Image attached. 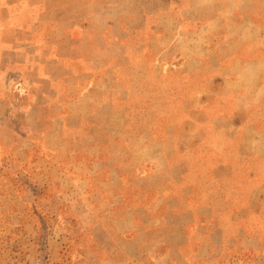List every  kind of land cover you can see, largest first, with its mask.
<instances>
[{"label": "rangeland", "instance_id": "rangeland-1", "mask_svg": "<svg viewBox=\"0 0 264 264\" xmlns=\"http://www.w3.org/2000/svg\"><path fill=\"white\" fill-rule=\"evenodd\" d=\"M222 4L0 0V264H153L158 241L183 264L180 241L158 231L126 244L112 224L136 189L146 201L155 189L172 196L181 178L215 217H248L224 225V241L217 225L197 223L187 254L214 231L213 240L191 264H264V134L251 127L264 129V98L251 99L257 109L247 98L202 109L215 99L199 98L227 85L216 63L249 48L233 42L199 59L197 45L222 35H183L222 31ZM156 163L163 172L147 177ZM120 175L128 192L118 202ZM180 200L159 212H184Z\"/></svg>", "mask_w": 264, "mask_h": 264}, {"label": "crops", "instance_id": "crops-1", "mask_svg": "<svg viewBox=\"0 0 264 264\" xmlns=\"http://www.w3.org/2000/svg\"><path fill=\"white\" fill-rule=\"evenodd\" d=\"M221 1H223L222 5L224 6L223 15L219 19V21H222V31H215V29L211 28V25H203L190 30L184 29L183 35L206 33V30L222 35L220 39L218 38L219 41L215 44L211 42H203L197 45V50L202 56L199 59H204V56H211L219 46L224 44L230 45V43L233 42L249 48V51L242 58L233 57L229 60L216 63L219 66H225V68H221L222 72H220V79L225 82V85H227L222 90H218L211 94L207 93V91L201 92L199 95L200 100L207 97V95H212L214 96L213 99H215L213 103L208 106L202 105L201 107L202 109H218L220 106L224 105V108H226L230 105L231 109H235L236 102L239 98H247L248 103L246 109H257L255 103H253L254 101H251V99L264 98V9L261 5V2L264 0ZM186 62L187 60L183 65H185ZM84 93L85 91L82 92V95H84ZM233 102L234 104H232ZM116 109H118L117 111L120 110L119 107ZM251 127L258 129L260 133L264 134L263 128H257L255 124H252ZM160 143L163 145V143L158 140L151 145L158 146ZM156 156L155 160L158 162V160H161L164 155L158 154ZM156 167L157 170L152 171L149 174L145 172L147 177L155 178L158 177V173L163 172L162 170L159 171V165L157 163ZM141 176L144 177L143 174H141ZM124 180L125 177L122 178L120 175V188L124 187ZM181 180L184 182L183 185H179V188L181 189L178 191L174 188L171 191V193L175 191L180 195L175 193L172 196H164L162 195L163 191L155 189L152 193L155 194V197L151 201H146L145 199V194L149 191L136 189L135 192L138 194L136 202L132 203L131 206H126L124 210H122L121 215L113 220L112 224L121 236H126V244L137 243L140 245L141 241L139 240V237L141 233L146 232L147 234H153L158 231L163 237L170 236L175 241H180L181 243L179 246L184 248V253L181 255L184 257L183 259H185L183 264H191L192 258L198 257L200 260L202 256L204 257V254L201 251H204L206 246L210 245L213 240L212 234L214 231L209 233V238L207 237L206 240L200 239L198 241L199 248L195 253L193 252L194 254H187V252L192 250V247L196 242L195 238L197 231L195 228H197V226L195 225L197 223L203 226L206 225V227L217 225V227H219L217 229L221 231V240L224 241L227 236L226 231L223 228L224 225L245 223L247 222L248 217L246 219H240V217L236 216L235 210L227 212L228 215H225L226 218L224 216L215 217L213 215V212L215 211L214 207L197 202L195 200L193 187L184 179L181 178ZM127 192V188L124 187L123 191L121 189L115 191L113 197L116 200L119 199L118 202H121L124 197H127ZM92 193L93 195L101 197L104 202H107L109 206H112V209H115L113 205H111L113 201L108 200V198L105 197L107 194L105 191L94 190ZM183 197L185 200L180 204L182 205L184 212L179 214L170 213L169 211L177 207L173 205L174 203H177L175 199L180 202V199ZM114 202L117 203V201ZM94 204L95 208H97L96 203ZM166 206L169 211L159 212ZM197 214L201 218L198 219V221H195L194 216ZM142 216H144V219ZM128 232L129 234L127 235ZM250 237L252 238L253 235L249 234L246 241H249ZM154 244V248L151 249L156 251L150 255L153 264H174L176 262L175 258H177L178 255L174 252V245H168L165 241H158ZM147 245L150 246V243H147ZM187 256H189V258H186ZM187 259L190 260L188 261Z\"/></svg>", "mask_w": 264, "mask_h": 264}]
</instances>
